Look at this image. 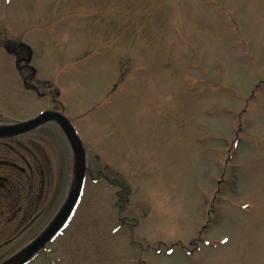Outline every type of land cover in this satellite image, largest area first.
<instances>
[{
    "label": "rangeland",
    "instance_id": "obj_1",
    "mask_svg": "<svg viewBox=\"0 0 264 264\" xmlns=\"http://www.w3.org/2000/svg\"><path fill=\"white\" fill-rule=\"evenodd\" d=\"M20 43L102 174L61 264H264V0H0ZM11 60L3 118L34 116Z\"/></svg>",
    "mask_w": 264,
    "mask_h": 264
},
{
    "label": "flooded vegetation",
    "instance_id": "obj_2",
    "mask_svg": "<svg viewBox=\"0 0 264 264\" xmlns=\"http://www.w3.org/2000/svg\"><path fill=\"white\" fill-rule=\"evenodd\" d=\"M1 48L14 57L10 67L16 73L21 92L35 93L47 102V108L31 117L6 120L3 116L10 113L4 108L5 97L0 99L3 102L0 127H11L0 130V264L31 244L46 229L66 198L62 200L63 188L67 196L73 178V153L59 124L51 121L31 130L16 127L47 111L67 118L66 108L59 100L60 93L56 88L52 91L47 80L37 79L31 53L21 43L12 47L0 45ZM40 85L48 92L41 93ZM83 146L88 156L84 143ZM101 175V171L98 172V178ZM89 178L98 179L87 158L85 183ZM73 214L61 232L27 264L39 258L48 264H61L62 258L56 256L60 251L57 242L69 227Z\"/></svg>",
    "mask_w": 264,
    "mask_h": 264
},
{
    "label": "water",
    "instance_id": "obj_3",
    "mask_svg": "<svg viewBox=\"0 0 264 264\" xmlns=\"http://www.w3.org/2000/svg\"><path fill=\"white\" fill-rule=\"evenodd\" d=\"M51 121H55L59 124L73 153V178L67 196L46 229L31 244L7 259L2 264L29 263L35 254L42 250L54 236L61 232L79 201L87 171V157L83 144L71 122L61 114L47 111L16 127L31 130L38 125ZM6 129H11V127H5L3 129L0 127V130Z\"/></svg>",
    "mask_w": 264,
    "mask_h": 264
}]
</instances>
